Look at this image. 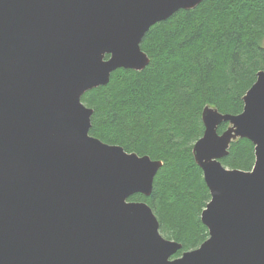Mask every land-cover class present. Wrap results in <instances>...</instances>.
I'll list each match as a JSON object with an SVG mask.
<instances>
[{
    "label": "water",
    "instance_id": "obj_1",
    "mask_svg": "<svg viewBox=\"0 0 264 264\" xmlns=\"http://www.w3.org/2000/svg\"><path fill=\"white\" fill-rule=\"evenodd\" d=\"M202 1L0 0V264H264V71L240 114L201 112L208 237L173 261L181 245L128 201L151 195L162 162L91 137L81 102L116 70L142 71L148 30ZM240 139L250 171L220 162Z\"/></svg>",
    "mask_w": 264,
    "mask_h": 264
},
{
    "label": "trees",
    "instance_id": "obj_2",
    "mask_svg": "<svg viewBox=\"0 0 264 264\" xmlns=\"http://www.w3.org/2000/svg\"><path fill=\"white\" fill-rule=\"evenodd\" d=\"M264 0H203L152 26L140 48L149 58L139 72L119 69L107 85L86 92L93 111L89 135L127 153L162 162L145 202L162 236L197 249L208 237L200 213L209 202L191 150L202 136L204 107L221 114L242 112V98L264 71ZM226 125L222 124L220 134ZM223 167L250 171L252 144L231 143Z\"/></svg>",
    "mask_w": 264,
    "mask_h": 264
},
{
    "label": "flooded vegetation",
    "instance_id": "obj_3",
    "mask_svg": "<svg viewBox=\"0 0 264 264\" xmlns=\"http://www.w3.org/2000/svg\"><path fill=\"white\" fill-rule=\"evenodd\" d=\"M224 125H226V124H224ZM226 127H227V125H226ZM226 129V128H225ZM224 129V130H225ZM223 130V131H224ZM130 202V201H129ZM135 203H138V202H135ZM145 203V202H144ZM146 204V203H145ZM148 205V204H147ZM159 233H160V235H161V237L162 238H164L163 236H162V234H161V232H160V228H159ZM164 239H166V238H164ZM166 240H169V239H166ZM169 241H173V240H169ZM173 242H175V241H173ZM175 243H177V242H175ZM178 244V243H177ZM181 250V249H180ZM179 250V251H180ZM195 250V249H194ZM179 251H177L176 252V254H174L171 258H170V261H173V260H175V259H177V258H180L181 256H182V254L184 253V252H181L180 254H178L179 253Z\"/></svg>",
    "mask_w": 264,
    "mask_h": 264
},
{
    "label": "bare ground",
    "instance_id": "obj_4",
    "mask_svg": "<svg viewBox=\"0 0 264 264\" xmlns=\"http://www.w3.org/2000/svg\"><path fill=\"white\" fill-rule=\"evenodd\" d=\"M193 251V250H192Z\"/></svg>",
    "mask_w": 264,
    "mask_h": 264
}]
</instances>
